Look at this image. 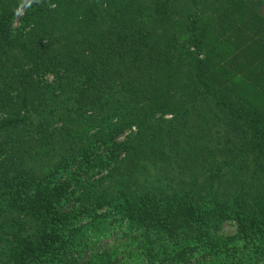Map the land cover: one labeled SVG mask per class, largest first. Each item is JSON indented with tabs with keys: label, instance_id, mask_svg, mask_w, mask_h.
I'll return each instance as SVG.
<instances>
[{
	"label": "trees",
	"instance_id": "trees-1",
	"mask_svg": "<svg viewBox=\"0 0 264 264\" xmlns=\"http://www.w3.org/2000/svg\"><path fill=\"white\" fill-rule=\"evenodd\" d=\"M262 3L0 0V264H264Z\"/></svg>",
	"mask_w": 264,
	"mask_h": 264
},
{
	"label": "rangeland",
	"instance_id": "rangeland-1",
	"mask_svg": "<svg viewBox=\"0 0 264 264\" xmlns=\"http://www.w3.org/2000/svg\"><path fill=\"white\" fill-rule=\"evenodd\" d=\"M261 12L264 13V0L263 3L261 5ZM23 16V10L19 11L17 13V15L15 16L14 20H13V26L18 27L21 24V18ZM260 25H262L260 22H258L257 20L249 23V27H243V36H244V40L246 41V39H249L244 45L243 49L241 50V52L243 54H245L246 49L248 48V46L252 45V44H256L258 41L260 40V37L263 36L264 38V27H260ZM45 79L48 82H52V80L54 79V75L53 74H47L45 76ZM171 115H167V117H170ZM224 230L225 232H233L235 230V225L233 222H226L224 225ZM110 241V240H109Z\"/></svg>",
	"mask_w": 264,
	"mask_h": 264
}]
</instances>
